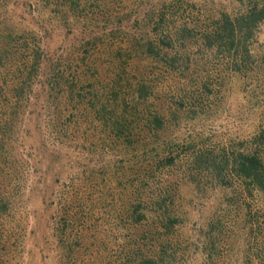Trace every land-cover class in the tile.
<instances>
[{
    "label": "rangeland",
    "instance_id": "rangeland-1",
    "mask_svg": "<svg viewBox=\"0 0 264 264\" xmlns=\"http://www.w3.org/2000/svg\"><path fill=\"white\" fill-rule=\"evenodd\" d=\"M157 1L163 0H0V34L22 35L25 41L33 34L40 38L39 44L44 53L41 72L33 89L26 91L30 102H36V106L33 109L28 108L26 115L32 117H28V124L32 126L34 116L40 117V132L45 141V149L57 151L56 168H59L55 178L53 172L50 174L56 185V197L52 206L54 212L41 203L38 192H33L32 195L27 192L23 200L11 211V215L0 222V264H118V257H123V244L134 238L143 239V231L151 230L146 234L147 239L141 240L142 245H147L144 248H149L150 244L157 242V227L154 228V225L149 223L150 226H137L136 230L126 224L125 217L124 221H112L101 226L98 225L101 222L97 220L92 233L97 232L88 241L87 219L81 217L77 221V217L72 226L74 229L70 225L63 238L75 245L73 240L77 231L82 232L85 237L80 250L73 252L71 258H67L60 241L61 232L53 234L52 231V218H56L59 223V218L62 217L60 208L56 209L58 205L62 209L66 200V205L70 204L73 208L80 204L87 206V177L97 178L99 182L103 180L102 192L96 200L97 207L105 212L109 209H112V212L121 210L123 216V202L127 198L125 193H129L122 185L126 178L136 175V167L140 162H144L143 149L141 146L132 145L120 148L121 151H111L110 154L104 155L105 164L112 162L106 164L108 167L102 170L93 169L88 174H77L87 168V143L83 142L87 139V92L92 90L91 92L96 91L99 95L109 96V88L113 82L129 90L134 88L133 84L141 78L151 86L155 98L150 100L151 102L158 106L162 104L166 108L171 106V110H176V114L171 113L167 132L162 137L174 140V154L179 155V162L159 180V183L167 182L165 187L178 184L174 206L183 221L180 227L171 233L167 247L172 264H205L204 255L211 251L209 245L206 251L204 249L205 245L211 242V239H204L210 222L214 223L216 232L213 234H216L215 239H218V242L216 249H212L213 257L209 259L208 264H243L247 254H254V251L249 250L255 247L257 240L253 238L256 231H251L246 223L248 209H256L257 215L262 218L263 199L253 203L245 195L236 194L235 190L224 192L218 187L215 188L210 173L194 171V154L191 151L203 148L204 151L218 154L223 150H241L252 134L260 129L264 98V24L260 27L256 44V52L259 55L248 75L229 78L228 73L223 70L226 68L225 61L219 55L215 58L209 55L207 58H199L198 66L194 59L191 60L192 71L188 74L193 76L181 78V81H186L181 84L179 79L161 73L156 63L149 65L146 61H135L134 57L130 61L123 52L116 55L115 48L119 44L124 49L129 44L128 38L131 34L142 33L137 29L136 23L132 22L146 7L138 12L134 6L138 3L140 6H147ZM190 1L205 7L212 14L218 8L233 11L239 6V0ZM90 34L98 36L95 46L92 42L87 45V35ZM30 43L31 39L27 47L22 45V48L30 49ZM4 44L5 42L0 41V51L4 50ZM84 49L96 54L89 58L84 54L82 58ZM193 54L198 56L195 50ZM118 59L123 62L122 68L118 67L121 65ZM25 60L29 68L33 57ZM206 60L210 63H206ZM53 67H56L57 71H53ZM91 67L97 71L90 70ZM149 67L152 74H141ZM207 70L212 93L208 90L200 91L193 85V78L197 73L203 76ZM52 72L53 77L50 78ZM225 73L227 77L224 78ZM184 90L189 91L188 95L193 102L190 109L174 102ZM78 92L84 96V103L78 104L79 106L76 105ZM145 105L147 104H141L140 107ZM30 110L33 111L29 113ZM70 114L76 117L71 119ZM65 125L66 128H63ZM91 129L97 132L100 126L94 124ZM35 140V143L27 140L26 144L21 139L18 140L19 157L27 162L28 168L32 167L33 148L37 147L42 153L44 151L38 143L41 139L37 133ZM31 144L33 146L28 148ZM39 154L41 155V152ZM134 155L137 158L132 159ZM145 158L149 160L150 155ZM60 166L71 168L60 169ZM183 175L186 177L185 182L181 181ZM27 179L26 183L31 184V178L28 176ZM82 182L86 183L85 187ZM39 186L42 189L37 191L45 188ZM112 201L115 203H111ZM258 220L260 224L261 219ZM81 221L84 222L83 226L79 225ZM54 225L58 226L57 221ZM160 240L159 238V242ZM87 242L93 243L88 250Z\"/></svg>",
    "mask_w": 264,
    "mask_h": 264
},
{
    "label": "trees",
    "instance_id": "trees-1",
    "mask_svg": "<svg viewBox=\"0 0 264 264\" xmlns=\"http://www.w3.org/2000/svg\"><path fill=\"white\" fill-rule=\"evenodd\" d=\"M238 3L237 10L218 8L214 14L190 0H163L152 2L147 6H140L138 3V6H134L138 12L146 8L139 12L140 14L132 23H136L137 29H140L142 33L131 34L132 37L128 38L129 44L124 49L119 44L115 48L116 55L123 52L127 60L131 61L134 57L135 61H146L149 65L156 63L161 73L173 79H179L181 84L186 82L181 81V78L193 76L188 74L192 71L191 60L194 59L198 66V59L207 58L209 55H213L214 58L219 55L225 61L226 68L223 70L228 73L229 78L246 76L250 69L253 70L259 55L256 52V44L260 27L264 24V0H239ZM125 20L129 21L127 18ZM29 39H31V48H22V45L27 47ZM97 39L98 36L95 34L87 35V45L92 42L95 46ZM0 41L5 42L4 50L0 51V188L3 185L5 188H2L0 192V222H2L9 214L11 215V211L23 200L27 192L31 195L33 192H38L41 203L54 212L52 207L56 197L54 178L59 173L56 172L59 168H56L58 167L55 157L57 151L45 149V141L40 132V117L34 116L32 126L28 124L29 115H26L28 108L33 109L36 106V102H30L26 91L33 89L41 72L44 53L39 44L40 38L33 34L25 41L22 35L14 36L9 33L5 36L0 34ZM194 50L198 52V56L193 54ZM84 54H87L89 58L96 53L84 49L82 58ZM31 56L33 62L28 68L25 59ZM120 60H117L121 63L119 68L123 64ZM205 62L210 63L207 60ZM55 69L56 67H53V71H57ZM90 70L97 71L92 67ZM150 70L151 67L141 74L150 75L152 74ZM199 76L200 82H198ZM225 77H227L226 73ZM208 78V70L203 76L197 73V76L193 78V85L200 91L208 90L212 93ZM87 80L89 81L88 76ZM113 83L109 88V96L99 95L96 91L91 92L92 90L87 92V139L83 140L87 143V168L78 171L77 174L81 175L85 172L88 174L93 169L102 170L108 167L109 165L106 164H112V162L105 164L104 155L110 154L111 151H121L120 148H128L132 145L141 146L144 162H140L136 167V175L126 178L122 185L123 189L129 193V195L125 193L127 198L123 202L124 214L121 215V210L112 212V209H109L105 212L98 208L96 200L102 192L103 180L99 182L97 178L87 177V206L83 207V204H80L73 208L70 204L66 205L65 200L62 209L60 205L56 207L57 210L60 208L59 211H62V217L59 218V223L56 218H52V231L53 234L57 231L61 232L60 241L63 252L67 258L69 256L71 258L73 252L80 250L85 236L77 231L73 240L75 245H72L65 241L63 234L65 230L70 229L68 228L70 225L74 229L72 226L76 223L77 217V221L81 217L87 219L88 241L97 232L92 233L97 220L101 222L98 224L101 226L112 221L119 222L125 217L126 224L135 227L136 230H138L137 226H146L151 223L159 231L156 232L157 242L150 244L149 248H144L147 245H142L141 240L147 239L146 234H149L151 230L143 231L141 235L143 239L134 238L123 244L121 249L123 257H118L116 262L118 264H172V257L168 254L167 247L171 233L180 227L183 221L177 207L174 206L178 184L174 187H165L167 182L159 183V180L164 177L166 171L175 168L179 162V155L174 154L176 145L173 143L174 140L162 137L167 132L171 113L176 114V110H171V106L166 108L162 104L158 106L151 102L150 100L155 98L151 86L146 84L143 78L136 81L133 84L135 87L129 90ZM90 87L93 88V85L90 84ZM188 93L189 91L184 90L174 102L190 109L193 102ZM77 97L76 105L84 103L82 99L84 96L80 92ZM262 103L261 127L252 134L243 149L223 150L218 154H213V151L209 150L204 151L203 148H197L195 152L191 151L194 154L192 160L194 171L210 173L215 188L218 187L224 192L235 190L236 194L245 195L253 203L261 202V199L264 202V98ZM141 104L147 105L140 107ZM92 108L93 111H91ZM31 111L33 110L29 113ZM70 117L72 119L76 116L70 114ZM94 124L100 126L97 132L91 129ZM63 128H66V125ZM36 133L39 134L41 142L38 141V143L42 145L41 149L44 151L42 153L37 147L33 148L32 167L28 168L27 162L19 157L18 140L21 139L24 144L27 140L35 143ZM32 146L31 144L28 148ZM147 155H150L149 160L145 158ZM135 158H137L136 155L132 159ZM124 162L123 160L122 163ZM64 168L71 167H62ZM52 172L54 178H50ZM23 175L26 179L28 176L31 178V184L26 183ZM185 179L183 175L181 181L185 182ZM83 182L85 187L86 183ZM39 185L45 188L37 191L42 189ZM261 217L257 215L256 209L252 207L248 209L246 223L251 231L252 229L256 231L253 239L257 241L255 247L249 250L254 251V254L251 256L247 254L243 264H264V214ZM258 219H261L260 224ZM56 221L57 227L54 225ZM82 221L79 223L81 226L84 225ZM207 226L208 230L204 239H211V242L206 244L204 249L206 251L209 245L211 251L203 254L205 264H208L209 259L213 257L212 249H216L218 242V239H215L216 234H213L214 231L216 232L214 223L210 222ZM92 244L87 242V250Z\"/></svg>",
    "mask_w": 264,
    "mask_h": 264
}]
</instances>
